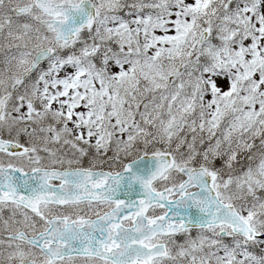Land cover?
Instances as JSON below:
<instances>
[{
	"label": "snow or ice",
	"instance_id": "1",
	"mask_svg": "<svg viewBox=\"0 0 264 264\" xmlns=\"http://www.w3.org/2000/svg\"><path fill=\"white\" fill-rule=\"evenodd\" d=\"M0 264H264V0H0Z\"/></svg>",
	"mask_w": 264,
	"mask_h": 264
}]
</instances>
